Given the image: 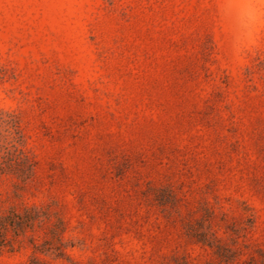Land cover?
<instances>
[{
	"label": "rangeland",
	"instance_id": "rangeland-1",
	"mask_svg": "<svg viewBox=\"0 0 264 264\" xmlns=\"http://www.w3.org/2000/svg\"><path fill=\"white\" fill-rule=\"evenodd\" d=\"M0 264H264V0H0Z\"/></svg>",
	"mask_w": 264,
	"mask_h": 264
}]
</instances>
